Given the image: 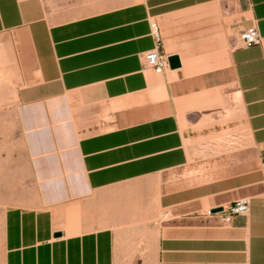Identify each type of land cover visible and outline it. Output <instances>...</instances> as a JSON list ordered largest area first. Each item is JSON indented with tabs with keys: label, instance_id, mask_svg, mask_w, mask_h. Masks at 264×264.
Instances as JSON below:
<instances>
[{
	"label": "crops",
	"instance_id": "crops-1",
	"mask_svg": "<svg viewBox=\"0 0 264 264\" xmlns=\"http://www.w3.org/2000/svg\"><path fill=\"white\" fill-rule=\"evenodd\" d=\"M151 21L181 67H144ZM252 26L260 45L233 43ZM1 33L35 185L5 212L3 264H121L126 224L155 264H264V0H137L71 18L0 0ZM222 136L240 146L233 170L186 179ZM243 197L250 210L230 224L209 214Z\"/></svg>",
	"mask_w": 264,
	"mask_h": 264
},
{
	"label": "rangeland",
	"instance_id": "rangeland-1",
	"mask_svg": "<svg viewBox=\"0 0 264 264\" xmlns=\"http://www.w3.org/2000/svg\"><path fill=\"white\" fill-rule=\"evenodd\" d=\"M62 18L78 17L102 11L137 0H46ZM238 15L234 13L233 22ZM239 31L233 30V43L239 42ZM14 38L8 33L0 34V264L4 258V216L6 210L35 197V185L27 156L24 133L19 120L21 79L16 65ZM232 112H227L230 117ZM239 145L231 138L216 137L211 146L202 149L201 160L194 156L184 172L189 180L204 181L216 177L225 170H233L229 163L236 156ZM253 152L249 150L247 167ZM240 168V167H239ZM235 169V168H234ZM176 180L177 174L171 175ZM129 242L121 264H155L154 256L145 254L143 231L139 224H126Z\"/></svg>",
	"mask_w": 264,
	"mask_h": 264
},
{
	"label": "built area",
	"instance_id": "built-area-1",
	"mask_svg": "<svg viewBox=\"0 0 264 264\" xmlns=\"http://www.w3.org/2000/svg\"><path fill=\"white\" fill-rule=\"evenodd\" d=\"M26 1V0H19ZM151 34L155 42V48L141 55L145 68H150L154 72L161 74L170 67L169 56L161 50L163 44L162 32L157 21H151ZM262 36L256 26L249 27L240 31L239 43L242 47L257 46L262 43ZM264 169V163L262 165ZM250 199L247 197L239 198L228 208H223L219 212H209L211 215H218L223 224H230L235 216L247 215L250 210Z\"/></svg>",
	"mask_w": 264,
	"mask_h": 264
},
{
	"label": "water",
	"instance_id": "water-1",
	"mask_svg": "<svg viewBox=\"0 0 264 264\" xmlns=\"http://www.w3.org/2000/svg\"><path fill=\"white\" fill-rule=\"evenodd\" d=\"M169 64H170V68L172 69H176V68H179L181 67L182 63H181V59H180V56L179 55H172V56H169ZM223 208H216L214 210H212L213 213L215 212H219V211H222ZM61 234L60 233H56V236H60Z\"/></svg>",
	"mask_w": 264,
	"mask_h": 264
},
{
	"label": "bare ground",
	"instance_id": "bare-ground-1",
	"mask_svg": "<svg viewBox=\"0 0 264 264\" xmlns=\"http://www.w3.org/2000/svg\"><path fill=\"white\" fill-rule=\"evenodd\" d=\"M228 132V131H227Z\"/></svg>",
	"mask_w": 264,
	"mask_h": 264
}]
</instances>
